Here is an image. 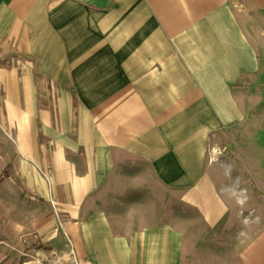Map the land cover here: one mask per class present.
Returning <instances> with one entry per match:
<instances>
[{"label": "crops", "instance_id": "obj_1", "mask_svg": "<svg viewBox=\"0 0 264 264\" xmlns=\"http://www.w3.org/2000/svg\"><path fill=\"white\" fill-rule=\"evenodd\" d=\"M263 79L264 0H0V193L19 183L26 210L0 215V246L183 264L189 211L226 209L210 139Z\"/></svg>", "mask_w": 264, "mask_h": 264}, {"label": "rangeland", "instance_id": "obj_2", "mask_svg": "<svg viewBox=\"0 0 264 264\" xmlns=\"http://www.w3.org/2000/svg\"><path fill=\"white\" fill-rule=\"evenodd\" d=\"M258 90L262 93L254 97L246 120L210 139V177L226 209L215 226L202 223L189 211L186 221L190 222L181 225L183 264H264V79ZM16 184L12 204L7 207L0 193V215L8 210L13 218L20 219L26 210L21 207L24 193ZM34 203L28 204L30 213H35ZM17 237L11 249L1 244L0 264H74V256L66 255L70 249L67 240L60 253L43 249L37 233Z\"/></svg>", "mask_w": 264, "mask_h": 264}, {"label": "built area", "instance_id": "obj_3", "mask_svg": "<svg viewBox=\"0 0 264 264\" xmlns=\"http://www.w3.org/2000/svg\"><path fill=\"white\" fill-rule=\"evenodd\" d=\"M66 255L69 256V257L74 256L73 255V251H72L71 248L67 250V254ZM70 261H71V259H70Z\"/></svg>", "mask_w": 264, "mask_h": 264}]
</instances>
